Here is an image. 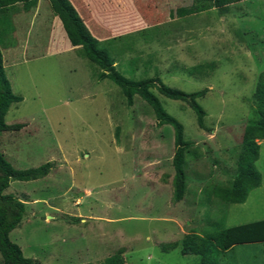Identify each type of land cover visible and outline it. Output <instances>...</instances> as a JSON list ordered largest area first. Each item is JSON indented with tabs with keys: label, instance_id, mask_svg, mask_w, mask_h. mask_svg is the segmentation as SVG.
Wrapping results in <instances>:
<instances>
[{
	"label": "rangeland",
	"instance_id": "obj_1",
	"mask_svg": "<svg viewBox=\"0 0 264 264\" xmlns=\"http://www.w3.org/2000/svg\"><path fill=\"white\" fill-rule=\"evenodd\" d=\"M180 9L176 22L102 42L129 79L159 77L185 93L208 90L198 99L207 113L201 129L186 103L152 89L196 144L180 202L173 199L174 129L160 126L140 96L130 107L118 86L98 79L99 67L71 45L48 0L13 10L1 46L6 76L23 100L5 120L25 126L0 134V152L18 170L52 164L48 177L12 181L4 192L25 202L10 238L28 259L104 264L120 253L124 264H200V257L169 247L264 216V188L245 204H225L214 194L216 185L232 181L254 117L264 73V0L238 1L224 15L208 0H196L193 14L185 15L189 5ZM256 167L264 174V146Z\"/></svg>",
	"mask_w": 264,
	"mask_h": 264
},
{
	"label": "trees",
	"instance_id": "obj_2",
	"mask_svg": "<svg viewBox=\"0 0 264 264\" xmlns=\"http://www.w3.org/2000/svg\"><path fill=\"white\" fill-rule=\"evenodd\" d=\"M199 1V0H198ZM210 8L217 9L222 15L226 14L230 5L241 0H208ZM53 14L61 21L67 37L74 48H79L84 57L99 67V80H110L121 90L128 106H133L135 96H140L152 108L160 126H171L174 129L175 155L173 167L175 169L173 199L183 200L187 192L186 166L189 157L197 155L193 142L186 140L185 128L176 118L167 113L152 91L156 88L161 96L173 101L186 103L196 114L201 129H206V111L198 103L208 90L196 93H185L178 89L165 86L159 77L143 80H132L118 71L116 60L110 52L102 48V42L97 39L83 21L79 12L70 0H48ZM181 5L196 4V0H179ZM39 0H0V134L8 131H19L25 125H8L6 116L13 104L23 99L14 94L4 68V54L2 41L12 18V12L22 4L24 10L30 11L38 6ZM182 13V12H180ZM196 13L193 5L190 12ZM184 15V16H185ZM5 23V24H3ZM118 39V38H116ZM113 39V40H116ZM203 69V67H199ZM253 119L249 120L244 129L241 150L237 162V169L229 185L215 186L214 194L221 202L229 205L243 204L251 191L262 184V175L256 167L260 158L261 144L264 140V73L260 75L253 94ZM52 164L41 168L18 170L0 152V254L1 264H42L38 260L28 259L22 248L10 238L11 232L22 223L25 213V202L12 195H5L12 181H38L48 177ZM264 241V220L254 221L229 228L221 229L216 235L201 237L197 234L187 235L181 244H173L169 248H179L183 255H194L201 258L200 264H228L221 259L226 250L244 243ZM125 258L119 253L108 257L105 264H124Z\"/></svg>",
	"mask_w": 264,
	"mask_h": 264
},
{
	"label": "crops",
	"instance_id": "obj_3",
	"mask_svg": "<svg viewBox=\"0 0 264 264\" xmlns=\"http://www.w3.org/2000/svg\"><path fill=\"white\" fill-rule=\"evenodd\" d=\"M70 1L79 12L92 34L101 42L111 41L116 38H118L116 41L122 40L125 36L135 34L139 29L144 27L167 25L176 22L179 19V13L182 11L180 7L186 6L181 5L179 0ZM192 5V3H189V7ZM56 19L59 21L57 17ZM260 144L262 149L264 146V140L260 141ZM261 175V186L251 191L245 203H247L257 191H262L264 188V174L261 173ZM229 184L230 182L227 185ZM262 202H259L258 206H260ZM79 217L80 216H78V218ZM260 220H264V216L253 219L250 222ZM82 221L85 220L83 219ZM225 252V257L226 255L229 256L230 262L228 264H247V262L249 264H264V241L235 245ZM253 258H256V263Z\"/></svg>",
	"mask_w": 264,
	"mask_h": 264
}]
</instances>
